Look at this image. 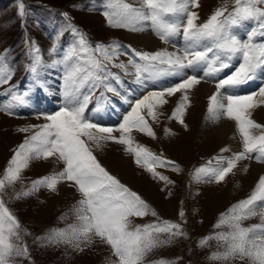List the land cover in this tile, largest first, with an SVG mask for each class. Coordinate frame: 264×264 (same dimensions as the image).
Listing matches in <instances>:
<instances>
[{"label": "snow or ice", "instance_id": "1", "mask_svg": "<svg viewBox=\"0 0 264 264\" xmlns=\"http://www.w3.org/2000/svg\"><path fill=\"white\" fill-rule=\"evenodd\" d=\"M16 3L18 16L23 18L26 15L24 0H16ZM232 3L230 10L225 0L206 20L199 22L200 0H140L139 6L128 0H105L103 15L110 27L131 32L150 30L165 44H172L175 50L162 48L149 52L130 46L125 49L119 42L93 44L69 21L46 52L36 41L25 40L24 71L31 79L29 87L23 90L19 84L12 83L16 68L8 60L9 50L0 51V87L8 85L0 93L7 97L6 102L0 103V111L15 115L17 109L28 107L34 90L49 91L53 72L60 76L62 101L58 110L38 115L44 123L17 129L28 135L13 150L0 172V264H14L15 257L30 259L29 247L23 242L29 233L8 207L5 197L10 195L11 199L20 201L41 189L55 193L65 182H71L80 194L72 207L75 222L38 240L47 244L64 243L83 252L98 239L115 257L110 264H145L146 257L154 250L180 238L187 239L183 209L178 213L179 222L160 218L138 193L101 165L94 150L102 149L108 142L123 145L137 166L154 179L173 184L174 181L157 169L181 173L180 165L138 143L133 133L156 139L152 123L159 122L163 115L161 109L177 93L180 98L168 119L187 128L184 117L191 106V92L202 80L211 79L216 87L208 98L206 119L213 123L221 118L233 121L241 150L232 152L228 147L222 148L220 155L194 169L192 181L220 184L234 174L241 161L254 159L264 163V124L253 118V112L264 107V86L251 94L238 91L248 82L264 78V0H232ZM64 16L67 21V13ZM65 31L75 38L66 47L59 44ZM177 37H182V47L173 43ZM121 56L127 57V62L121 60ZM233 61L237 62L235 66ZM113 68L134 77L130 83L138 90L169 77H178L179 82L147 91L133 101L129 97L136 93L125 90V81ZM198 72L202 75L198 76ZM221 73H224L223 78H218ZM109 93L131 104L130 111L115 127L103 126L86 114L110 107ZM94 97L95 105L89 110ZM164 131L165 135H175L170 128ZM50 158L61 162L62 170L25 184V170L35 161ZM17 184H20L19 190ZM146 216L156 217V220L133 224V218ZM255 216H259L261 222L245 227L244 221ZM213 227L227 230L205 235L197 243V247L205 248L215 240L223 247V251L213 252L208 257L210 260L239 259L249 264H264V176L259 177L246 198L221 212ZM152 264L174 262L161 259Z\"/></svg>", "mask_w": 264, "mask_h": 264}, {"label": "rangeland", "instance_id": "2", "mask_svg": "<svg viewBox=\"0 0 264 264\" xmlns=\"http://www.w3.org/2000/svg\"><path fill=\"white\" fill-rule=\"evenodd\" d=\"M128 2L139 6L140 0H128ZM24 3L26 15L21 18L18 16L16 0H0V51L9 50L8 60L16 68L12 83L19 84L22 90L29 87L31 79L24 71V65L27 62L25 40L36 41L41 49L46 52L57 33L69 21L85 33L88 40L93 44L96 42L120 43L123 41L131 49L149 52L162 49L165 46V43L153 34L157 39L156 45L153 48H147L134 43L132 35L135 32L110 27L103 15L105 0H24ZM200 3L201 7L197 11L200 15L199 22H203L217 7L223 5L225 0H200ZM227 3L231 10L232 0H227ZM64 13H67V21ZM74 39L69 31H65L59 39V44L66 47ZM120 59L127 62L125 56H121ZM112 71H116L120 73L122 78L124 77L119 69L113 68ZM56 78V72H53L50 81L53 82L51 86L54 93L56 92L55 81L56 84L58 82ZM129 79L131 82L134 77L130 76ZM210 80H202L191 92V106L184 117L187 128L168 119L180 98V94L177 93L176 96L169 98V103L161 109L163 115L159 122L152 123L150 121L156 131V139L141 133H133L138 143L146 146L157 155L163 154L167 159L180 165L183 169L181 173L173 172L167 168L157 169L174 181L173 184L166 185L163 181L154 179L145 169L137 166L133 156L125 152L123 145L108 142L102 149L94 150V154L101 165L110 174L117 177L122 184L138 193L158 213L160 218L179 222V211L183 209L185 212L187 223L184 224V230L188 233V238H180L172 244L154 250L146 257L145 264H152V262L161 259L174 262V264H249L247 260L241 261L239 259L227 262L210 260L208 257L213 252L223 251V247L215 240L210 241L205 248L197 247L201 237L216 231L227 230L213 227L219 214L237 201L246 198L253 190L259 177L264 176V169L261 167H264V163H259L253 159L241 161L238 168L234 170V174H230L220 184L194 183L192 181L191 174L194 169L205 165L213 157L220 155L222 148L228 147L232 152L241 150L240 137L233 121L231 122L234 124V144H229L224 138L208 132L203 126L207 116L208 98L216 91L215 84ZM176 82H179V78L173 83ZM252 82L255 80L248 85ZM205 84L207 88H205ZM260 86H264V83ZM7 87L8 85L0 87V93H3ZM258 89L259 87L241 94H251ZM35 92L37 90L33 91L34 97L31 106L26 107V109L38 108L39 106L46 108L57 104V101L52 99V94H49L50 92L43 90L47 97L45 101L39 98L35 100ZM116 98L119 99L120 97L114 96L111 104L114 102V105H118L120 101ZM121 104H123V111L127 103L121 102ZM92 105H95V97L88 107L91 108ZM56 108H50L52 110L49 111L33 109L28 112L19 108L15 115L0 111V172L5 168L13 150L23 142L25 135H28L18 132L17 129L27 125L44 123L45 121L38 118V115L41 112L50 114L54 112L53 110H57ZM24 115L28 116L23 117ZM253 118L258 123L264 124V107L257 108L253 112ZM222 120L230 121L221 118L219 122ZM117 122L112 124L115 125ZM165 128H170L175 135H165ZM116 135L119 134L116 133ZM230 154L223 153V155ZM213 163L215 162L213 161ZM63 167L64 165L55 158H50L48 161H35L25 170L23 174L24 183L28 184L31 180L59 172ZM16 188L19 190L20 184H17ZM9 194H11V189H9ZM5 199L8 207L19 218L23 229L29 233L24 237L23 242L27 243L29 247L30 259L15 257L14 264H110V261L115 259L111 255L110 248L98 239L83 252L64 243L47 244L46 241L37 239L50 235L53 230L66 228L75 222L72 207L80 199V194L71 185V182L61 183L55 193L41 189L36 195L25 200H13L10 195L6 196ZM155 220L156 217L152 216L133 218V224H148ZM260 222V217L255 216L244 221V226L247 227Z\"/></svg>", "mask_w": 264, "mask_h": 264}, {"label": "bare ground", "instance_id": "3", "mask_svg": "<svg viewBox=\"0 0 264 264\" xmlns=\"http://www.w3.org/2000/svg\"><path fill=\"white\" fill-rule=\"evenodd\" d=\"M132 36H133L132 38L134 40V43L141 44V45H143V46H145L147 48H153L156 45V42H157L156 37L149 30L148 31L135 32V34H133ZM173 42L176 44L177 47H181L183 45L182 37L175 38ZM164 48H167L169 51H174L175 50V48H173L172 44H165ZM170 78L176 79L178 77L165 78L163 81H160V82H158L155 85L150 84L148 88L143 89V90H138L137 89V86L135 84H132L131 83L130 84V88L136 94L133 95V96H130L129 99L130 100H133L134 98L140 96L143 93H146L147 91H152L153 90V89H151L152 87L168 86L169 85L168 83L170 82ZM166 81L168 82L167 83L168 85L166 84ZM256 81H258V79H256L255 82ZM171 82H174V80H171ZM255 82H252L250 85L254 84ZM51 85H53V82L50 81V83L48 85V88H49V91L48 92H50L49 94H52L53 95L54 90L52 89V86ZM205 88H207L206 87V84H205ZM200 90H203V88H200ZM206 91H208V89H206ZM37 99H38V96L36 94L35 95V100H37ZM117 100L120 101L118 103V105H114V102H113L111 104V106L108 107L109 111L107 113H105L104 115L98 114V118L101 119V120L108 119V118H110L112 120H115L116 117L119 114H122V112H123L122 111L123 104H121V102H123V101L121 100V98H119ZM126 105H128V103ZM126 105H125V107H126ZM24 109H26V107ZM203 124H204L203 126H204L205 130H208V132L213 133L215 135H218L219 137L224 138L226 141H228L229 144L230 143L231 144L232 143L233 144L235 143V136H234L235 135V132L233 131L234 130V128H233L234 127V124L231 121H227V120H224L223 121L222 120L220 122L218 121V122L213 123L210 120H208V119L205 118V121H204ZM212 126H214V127H212ZM261 167L264 169L263 166H261Z\"/></svg>", "mask_w": 264, "mask_h": 264}]
</instances>
